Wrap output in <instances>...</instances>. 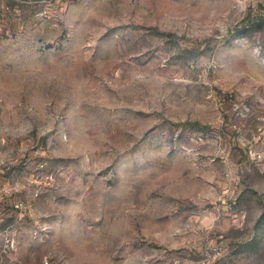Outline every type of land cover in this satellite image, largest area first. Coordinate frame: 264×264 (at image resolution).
<instances>
[{"label": "rangeland", "instance_id": "374dc122", "mask_svg": "<svg viewBox=\"0 0 264 264\" xmlns=\"http://www.w3.org/2000/svg\"><path fill=\"white\" fill-rule=\"evenodd\" d=\"M0 264H264V0H0Z\"/></svg>", "mask_w": 264, "mask_h": 264}, {"label": "trees", "instance_id": "16d2710c", "mask_svg": "<svg viewBox=\"0 0 264 264\" xmlns=\"http://www.w3.org/2000/svg\"><path fill=\"white\" fill-rule=\"evenodd\" d=\"M247 245H250V246H256L257 245V241H252V242H247Z\"/></svg>", "mask_w": 264, "mask_h": 264}]
</instances>
